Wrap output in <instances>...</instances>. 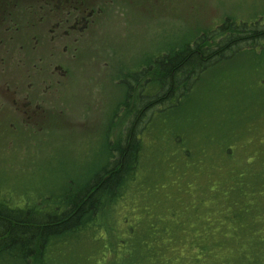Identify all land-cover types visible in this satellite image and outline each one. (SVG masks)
Returning <instances> with one entry per match:
<instances>
[{"label": "rangeland", "instance_id": "rangeland-1", "mask_svg": "<svg viewBox=\"0 0 264 264\" xmlns=\"http://www.w3.org/2000/svg\"><path fill=\"white\" fill-rule=\"evenodd\" d=\"M92 1L100 10L81 31L48 21V14L35 27L24 22L20 34L5 17L0 23L1 39H24L23 54L1 56L0 102L28 93L41 106L33 126L17 125L18 135L7 124L0 128V202L10 208H49L111 164L132 120L123 104L129 94V108L135 104L136 86L125 84L133 71L151 77L155 57L226 20L264 25V0ZM220 57L190 76L178 102L151 112L140 133L137 182L105 214L102 230L47 251L45 264H264V232H147L151 223L165 229L180 220V210L192 209L205 195L212 163L223 166L232 150L229 159L241 162L238 144L231 149L227 140L235 133L244 139L250 120L259 123L257 151H264L263 43Z\"/></svg>", "mask_w": 264, "mask_h": 264}, {"label": "trees", "instance_id": "trees-1", "mask_svg": "<svg viewBox=\"0 0 264 264\" xmlns=\"http://www.w3.org/2000/svg\"><path fill=\"white\" fill-rule=\"evenodd\" d=\"M5 2L7 6H15V1ZM5 9L6 20L15 23L18 19L22 24L33 21V13L28 8ZM16 12L21 13L18 16ZM215 38L221 41L215 43ZM259 42L264 46V25L226 20L182 49L157 58L154 69L157 71L149 80H144L143 72L131 73L125 82L127 87L140 79L144 81L138 85L134 106L129 108L130 94L123 104L128 112L134 111V119L129 123L125 144L111 150L116 152L115 160L112 153L109 154L111 164L107 162L96 171L83 189L63 195L58 203L46 204L49 208L14 209L0 202V264H45L47 251L62 249L64 244L78 239L80 233L102 230L105 214L123 198L125 190L137 182L135 174L140 171L143 148L139 140L147 130L151 112L178 102L181 92H187L190 76L208 69V64L220 60L222 52L239 45L253 47ZM149 84L151 91L146 92ZM247 123L244 139L240 140L235 133L227 140L231 149L238 144V148L234 146L236 152L244 154L241 162L229 159L232 150L227 154L229 158L222 157L223 166L212 163L213 169L205 176L209 178L204 187L205 195L195 199L192 209L186 206L180 210V220L166 224L165 229L151 223L147 232H264V151H257L260 140L255 133L259 131V123L255 120ZM262 129L264 131V127ZM141 131L144 132L142 138ZM262 141L264 144V137ZM37 209L41 213H37Z\"/></svg>", "mask_w": 264, "mask_h": 264}, {"label": "flooded vegetation", "instance_id": "flooded-vegetation-1", "mask_svg": "<svg viewBox=\"0 0 264 264\" xmlns=\"http://www.w3.org/2000/svg\"><path fill=\"white\" fill-rule=\"evenodd\" d=\"M5 1L6 0H0V4L5 3L4 6H0V23H2V20L4 19L6 14L5 8L24 7L30 9L33 13V27H35L36 24H40L41 19L43 20L44 18V15L48 14V21H53V23L58 24L60 21L64 25L68 23V27L70 29H77L81 31L86 28L83 25L84 22H86V18L91 16V14H93L94 12L100 10V6L93 3V1L91 2V0H31V4L27 5H25L24 0H7L10 3L11 1H15V6H7ZM96 6L97 8H95ZM20 13L21 12H16L18 16L20 15ZM35 19H38L39 21L35 22ZM12 27L16 32H18L22 27V22H18L17 19ZM32 42L34 46L38 44L36 36L32 37L30 43ZM23 43L24 39L21 35H18L16 38L8 37V39H6L5 41L3 37L2 39L0 38V62L2 63L4 61V59L1 58L2 55H9L11 52H14L15 54H23ZM9 44H12V46H9ZM162 56L155 57L151 66L152 70L157 67V58ZM19 61H24L25 63V59L23 57H21V59H18V63ZM156 71L157 70H155V72ZM142 72L144 74H147L146 76H144V78L146 77V80H149V72L146 69H144ZM140 81H138L136 84H132V87L136 86V89L138 91V85ZM12 91V93H14V96H16V94L18 93L17 89L15 88ZM40 107V103L38 101H35L28 93L25 96H22L20 94L18 100L13 99L11 101H1L0 128L7 124L11 129V131H9V134L13 135L15 132H17L18 135L21 131V128L18 127L19 125L30 124L31 126H33ZM127 116L128 119L130 118L133 121L134 111H127Z\"/></svg>", "mask_w": 264, "mask_h": 264}]
</instances>
